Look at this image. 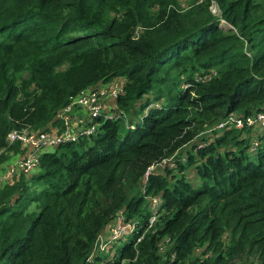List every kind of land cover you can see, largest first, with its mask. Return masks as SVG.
<instances>
[{
    "label": "trees",
    "instance_id": "1",
    "mask_svg": "<svg viewBox=\"0 0 264 264\" xmlns=\"http://www.w3.org/2000/svg\"><path fill=\"white\" fill-rule=\"evenodd\" d=\"M117 78L96 133L0 186V264H264V131L215 128L264 112V0H0V170L23 152L9 132L62 130Z\"/></svg>",
    "mask_w": 264,
    "mask_h": 264
},
{
    "label": "built area",
    "instance_id": "2",
    "mask_svg": "<svg viewBox=\"0 0 264 264\" xmlns=\"http://www.w3.org/2000/svg\"><path fill=\"white\" fill-rule=\"evenodd\" d=\"M209 9L214 16L219 18V26L227 29L230 24L221 17V11L214 1L210 3ZM122 87L112 85V87L108 89V93H110L115 99L117 95L123 93ZM99 93L103 94L104 91L100 89H86L75 96L70 104L58 113V119L62 120V130H59L56 125H51L46 129L36 130L23 128L19 131L9 132L6 136L8 144L18 141L23 152L18 154L13 162L7 165L6 168L0 170V186L3 183L10 181L14 176L20 174L28 176L33 172L38 166V156L40 152L45 151L50 147H55L60 143L77 141L80 137H89L96 133L98 127L96 119L101 115H103L105 119H111L115 115V110H117V108L114 104L115 107L112 108L113 112H105L104 108L97 101ZM76 106L86 108L90 114L87 122L81 127H76L69 115L72 108ZM258 124L264 129V112L256 113L244 118L237 114H230L225 119L218 122L215 128L223 129L228 125L229 127L241 128L244 126H256ZM252 143L253 146H257L256 141H252ZM164 164H169L171 167L173 166L170 159L151 165L145 174V178H147L151 169H156ZM152 220L153 218L151 219V222ZM132 228V225H123L118 221L111 227V238L109 236L107 242L116 239L122 233H126L127 231L131 232Z\"/></svg>",
    "mask_w": 264,
    "mask_h": 264
},
{
    "label": "rangeland",
    "instance_id": "3",
    "mask_svg": "<svg viewBox=\"0 0 264 264\" xmlns=\"http://www.w3.org/2000/svg\"><path fill=\"white\" fill-rule=\"evenodd\" d=\"M229 29H232L231 25H229L227 27V30ZM124 84V81L122 78H117L113 81H111L110 83H107V84H98L96 85L95 87L93 88H90V89H97V90H102L104 91L103 94H100L97 96V101L98 103L104 108V111L105 112H113V107L114 106V98L112 97V95L110 93H108V89L110 87H112V85H118L119 87H122ZM144 114V110H141L139 108V105H135V107L131 108L125 115V118H124V124L125 126L127 127L128 124L130 123H134V124H137L140 122L142 116ZM70 117L72 118L73 122L75 123V126L76 127H81L83 126L87 120H88V117H89V111L84 108V107H73L72 110L70 111ZM238 116H241V115H238ZM246 127H251V130H252V134L254 135V138L252 139V141H256L257 142V137L258 135L261 134V132L264 130L262 128L261 125H256V126H246ZM58 129H60L59 126H57ZM242 128V127H241ZM188 148V147H186ZM186 150V149H184ZM151 223V222H150ZM110 230H105L99 237V241H98V246H97V249L99 251H106V248L108 249L109 247H111V243L107 240L109 239V236H110ZM115 235V233H114ZM111 238V236H110ZM130 238V237H128ZM124 244V242L122 241L120 245ZM104 249V250H103ZM108 253V252H107ZM110 255H112L111 253H109ZM107 254V255H109Z\"/></svg>",
    "mask_w": 264,
    "mask_h": 264
}]
</instances>
